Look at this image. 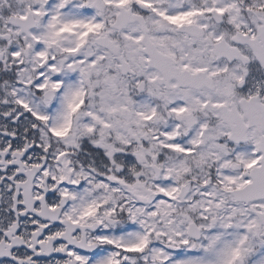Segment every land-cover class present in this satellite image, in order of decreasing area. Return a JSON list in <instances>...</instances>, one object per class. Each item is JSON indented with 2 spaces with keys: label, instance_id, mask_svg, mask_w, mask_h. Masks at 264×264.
Wrapping results in <instances>:
<instances>
[{
  "label": "snow or ice",
  "instance_id": "snow-or-ice-1",
  "mask_svg": "<svg viewBox=\"0 0 264 264\" xmlns=\"http://www.w3.org/2000/svg\"><path fill=\"white\" fill-rule=\"evenodd\" d=\"M0 264H264V0H0Z\"/></svg>",
  "mask_w": 264,
  "mask_h": 264
}]
</instances>
